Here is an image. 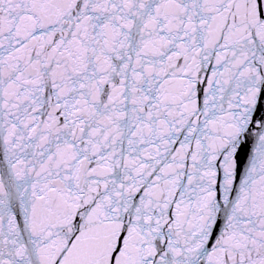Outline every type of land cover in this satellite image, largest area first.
I'll use <instances>...</instances> for the list:
<instances>
[{
    "label": "snow or ice",
    "instance_id": "snow-or-ice-1",
    "mask_svg": "<svg viewBox=\"0 0 264 264\" xmlns=\"http://www.w3.org/2000/svg\"><path fill=\"white\" fill-rule=\"evenodd\" d=\"M0 264H264V0H0Z\"/></svg>",
    "mask_w": 264,
    "mask_h": 264
}]
</instances>
